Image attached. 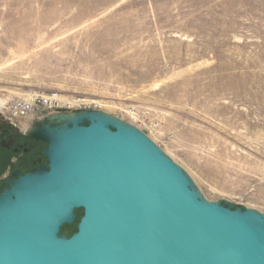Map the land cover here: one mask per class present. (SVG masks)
<instances>
[{"label": "rangeland", "instance_id": "374dc122", "mask_svg": "<svg viewBox=\"0 0 264 264\" xmlns=\"http://www.w3.org/2000/svg\"><path fill=\"white\" fill-rule=\"evenodd\" d=\"M52 92L144 130L209 200L264 212V0H0V113Z\"/></svg>", "mask_w": 264, "mask_h": 264}, {"label": "water", "instance_id": "95a60500", "mask_svg": "<svg viewBox=\"0 0 264 264\" xmlns=\"http://www.w3.org/2000/svg\"><path fill=\"white\" fill-rule=\"evenodd\" d=\"M30 134L49 164L0 191V264H264V212L209 200L133 123L62 110Z\"/></svg>", "mask_w": 264, "mask_h": 264}, {"label": "flooded vegetation", "instance_id": "af4514ba", "mask_svg": "<svg viewBox=\"0 0 264 264\" xmlns=\"http://www.w3.org/2000/svg\"><path fill=\"white\" fill-rule=\"evenodd\" d=\"M47 146V142L32 137L30 130L22 131L0 113V191L8 186L14 172L24 175L47 166Z\"/></svg>", "mask_w": 264, "mask_h": 264}, {"label": "built area", "instance_id": "2783aa9c", "mask_svg": "<svg viewBox=\"0 0 264 264\" xmlns=\"http://www.w3.org/2000/svg\"><path fill=\"white\" fill-rule=\"evenodd\" d=\"M96 109L90 101L65 98L58 92L34 94L33 97L12 100L7 108V118L27 132L33 125L59 111ZM100 110V109H99ZM4 113V112H3Z\"/></svg>", "mask_w": 264, "mask_h": 264}, {"label": "trees", "instance_id": "16d2710c", "mask_svg": "<svg viewBox=\"0 0 264 264\" xmlns=\"http://www.w3.org/2000/svg\"><path fill=\"white\" fill-rule=\"evenodd\" d=\"M78 211H82V215H83V213H84V211H83V209H79ZM80 213L81 212H77V219H76V221L72 224V225H75V226H73L74 228H72V229H70V230H68L69 228H67L69 225H64L63 226V231H65L67 234H69V235H72L73 233H75L76 232V230L78 229V222H79V220H80V218H81V216L82 215H80ZM76 227V228H75Z\"/></svg>", "mask_w": 264, "mask_h": 264}, {"label": "bare ground", "instance_id": "6f19581e", "mask_svg": "<svg viewBox=\"0 0 264 264\" xmlns=\"http://www.w3.org/2000/svg\"><path fill=\"white\" fill-rule=\"evenodd\" d=\"M37 95V93H35ZM33 95V94H32ZM32 95H29V96H32ZM33 97V96H32ZM74 100H78V101H89V100H92L91 98H80L78 96H75L73 98ZM97 101V102H104V103H109L110 101H105V100H94V102ZM3 102V101H2ZM110 105V104H109Z\"/></svg>", "mask_w": 264, "mask_h": 264}]
</instances>
